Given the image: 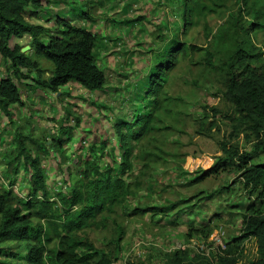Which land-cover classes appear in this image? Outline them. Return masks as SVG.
Returning a JSON list of instances; mask_svg holds the SVG:
<instances>
[{"label": "rangeland", "instance_id": "rangeland-1", "mask_svg": "<svg viewBox=\"0 0 264 264\" xmlns=\"http://www.w3.org/2000/svg\"><path fill=\"white\" fill-rule=\"evenodd\" d=\"M200 5L183 0H43L33 23L53 27L59 14L96 34L95 64L106 76L100 90L73 82L56 92L43 86L53 65L36 53L28 36L10 42L29 46L24 51L30 59L19 73L0 57V77L11 78L19 94L9 107L10 117L0 107V191L10 189L13 202L24 198L33 164L28 157L25 167L18 161L23 156L37 159L50 208L32 223L54 238L46 243L49 248L55 234L66 232L58 196H68L73 188L86 191L81 174L110 163L109 152L119 162L112 124L140 116L143 130L128 138L129 165L120 174L130 192L76 233L86 236L111 264H167L166 255L176 249L189 257L214 255L240 234L243 209L255 200L247 196L234 161L217 174L195 178L225 157V150L254 149L255 134L241 123L223 91L227 66L239 48L253 68L264 69V0H200ZM176 43L185 50L172 51L160 86L148 95L142 83H149ZM100 137L108 144L100 152L104 161L96 148L88 150ZM261 162L264 153L251 161ZM170 206L168 213L158 209ZM142 208L151 209L137 211ZM27 242L0 243L7 251L0 252V264H17L19 257L9 252L24 253ZM232 249L239 252L238 264L258 257L255 238Z\"/></svg>", "mask_w": 264, "mask_h": 264}, {"label": "trees", "instance_id": "trees-1", "mask_svg": "<svg viewBox=\"0 0 264 264\" xmlns=\"http://www.w3.org/2000/svg\"><path fill=\"white\" fill-rule=\"evenodd\" d=\"M42 1L0 0V57L14 73H19L20 66L27 63L30 58L18 43L11 45L10 42L15 38L28 36L30 46L35 48L36 53L53 65L51 75L42 82L43 86L56 92L73 82L88 91L102 89L106 83V76L95 64L96 34L59 14L54 18L53 27L33 23L32 20L37 19L43 9ZM183 2L185 5L191 3L196 8L201 7L200 0ZM82 13L84 17L90 19L86 12ZM182 19L185 24L184 15ZM173 50L183 51L185 48L176 43L172 50H166L158 67L148 77L149 83H142L143 87L145 84V93L148 95L156 93L155 87L160 86L159 82L170 66ZM239 53L235 61L227 66L223 97L233 105L241 123L248 124L250 131L255 134L254 149L241 153L224 149L225 157L219 158L210 168L202 170L195 181L219 173L234 161L247 196L253 197L255 202H249L243 209L240 234L229 240L224 248L218 247L216 254L189 257L186 251L176 249L166 255L167 264H238L239 252L232 248L242 246L249 237L256 239L258 252V257L251 264H264V162L251 163L264 153V69L253 68L241 48ZM18 101L19 94L13 80L9 77H0V107L9 117L11 116L9 107ZM143 125L142 116L133 122L120 118L112 124L117 137L115 145L120 152V161H116L110 150L108 155L111 158L110 163H106L102 169L91 166L81 174V179L86 183V191L82 188H73L68 196H58L62 209L60 216L62 226L66 232L55 234L56 241L50 248L46 243L53 242L54 238L47 236L42 226L32 223L35 215L46 217V212L50 208L44 175L38 168L36 158L23 156L18 161L19 166L25 167L28 157L33 164L28 193L24 198L17 197L13 202L10 189L4 188L0 191V243L9 240L29 241L24 253L9 252L13 257H19L17 264H111L110 259L86 236H79L76 232L88 227L98 214L112 211L130 192L128 182L123 180L120 174L129 165L132 151L127 140L137 138L143 130ZM122 127L125 134L121 133ZM58 139L56 138V141L61 142ZM107 147V140L100 137L88 150L94 151L96 148L100 155ZM88 156L84 158L86 164ZM100 157L102 159L101 155ZM102 160L104 161V158ZM150 209L142 208L137 211L147 212ZM158 209L168 213L172 207ZM203 231L199 228L194 229L196 234L206 236ZM191 235L193 234H190V237ZM1 251L7 252L4 246H0ZM125 264L136 263L127 260Z\"/></svg>", "mask_w": 264, "mask_h": 264}, {"label": "water", "instance_id": "water-1", "mask_svg": "<svg viewBox=\"0 0 264 264\" xmlns=\"http://www.w3.org/2000/svg\"><path fill=\"white\" fill-rule=\"evenodd\" d=\"M28 48H29V46H25L24 48H22V51L25 52L26 54H28L29 53L28 51H24V50H26Z\"/></svg>", "mask_w": 264, "mask_h": 264}, {"label": "built area", "instance_id": "built-area-1", "mask_svg": "<svg viewBox=\"0 0 264 264\" xmlns=\"http://www.w3.org/2000/svg\"><path fill=\"white\" fill-rule=\"evenodd\" d=\"M251 238H254V237H249L248 239H251ZM223 248H224V246H223Z\"/></svg>", "mask_w": 264, "mask_h": 264}]
</instances>
